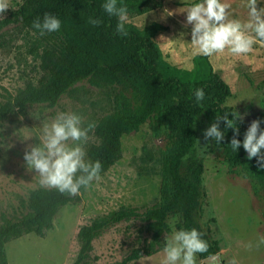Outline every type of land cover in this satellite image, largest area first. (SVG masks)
<instances>
[{"label": "rangeland", "instance_id": "374dc122", "mask_svg": "<svg viewBox=\"0 0 264 264\" xmlns=\"http://www.w3.org/2000/svg\"><path fill=\"white\" fill-rule=\"evenodd\" d=\"M159 6L140 15H129L126 23L139 29L155 22L166 26L154 41L162 57L184 70L193 68L191 25L186 24V8L192 0H156ZM27 0H8L9 8L0 13V20L12 17ZM230 5V18L247 19L244 0H224ZM264 4L258 5V7ZM37 37L20 23L0 32V102L6 94L14 95L26 82L35 83L41 75L39 59L31 50ZM40 53V50L37 51ZM209 60V58H208ZM210 62V60H209ZM214 71L230 88L225 105L234 108L249 126L255 119L264 128V46L254 45L247 55L235 57L225 51L210 62ZM141 98L131 90L112 86L93 87L86 82L76 85L62 96L54 107L35 105L25 114L5 122L0 129V224L1 216L16 218L22 212L21 203L37 187L38 175L29 170L23 160L26 146L39 143L42 124L58 112L75 111L84 124L98 122L113 112L138 111ZM204 117L195 126L194 156L202 162L199 206L194 219L217 244L219 264H264V180L250 167L230 168L222 150L213 139L205 140ZM172 125L162 121L159 135L146 123L138 131L121 138L122 156L101 175L99 181L85 189L80 200L63 206L52 220V228L42 237L33 233L7 242L4 246L8 264H71L78 251L76 234L93 217L121 206H144L160 201L162 161L165 136ZM207 145L205 154L197 150ZM97 139L89 132L86 150ZM247 158V153L245 154ZM186 159L181 174H186ZM181 223L179 215L168 216L170 233ZM138 221L121 222L106 230L92 243L94 264H119L134 249L141 248L147 233H137ZM167 235V234H166ZM165 235V236H166ZM164 236V240H165ZM163 252L142 255L127 264H162ZM198 257V256H197ZM198 258V264H203Z\"/></svg>", "mask_w": 264, "mask_h": 264}, {"label": "trees", "instance_id": "16d2710c", "mask_svg": "<svg viewBox=\"0 0 264 264\" xmlns=\"http://www.w3.org/2000/svg\"><path fill=\"white\" fill-rule=\"evenodd\" d=\"M103 0H27L18 13L0 20V32L7 26L20 23L24 29L37 37L31 50L39 59L41 75L35 83L26 82L14 95L6 94L0 102V129L12 119L25 114L28 107L46 105L54 107L59 99L68 95L76 85L86 82L100 88L112 86L131 90L141 98V107L136 112L124 110L104 116L95 123L93 134L97 143L88 149V157L100 160L104 174L122 156L121 138L138 131L148 123L156 136L162 121L172 125L165 136L162 151V183L160 201L144 206H121L99 214L82 225L76 240L78 251L71 264H94L98 258L91 257L92 243L106 230L121 223L138 221V234L147 233L141 248L134 249L119 264H127L142 255L151 256L161 251L164 236L169 232L168 216L179 215L181 223L176 228L195 227L208 242L207 253L197 254L200 260L217 254V244L211 242L207 233L196 222L193 215L199 206V190L202 162L193 154L195 126L200 117L209 127L216 117L235 109L225 105L230 88L213 70L208 57L195 56L191 70L179 69L162 57L154 36L167 27L152 22L142 29L126 23L128 35L115 31L117 18L109 16L101 7ZM129 15H140L159 6L156 0H123ZM45 12L56 15L61 21V30L43 36L32 27L37 17ZM99 18L102 23L93 26L88 18ZM38 49L40 53H38ZM203 88L205 99L197 106L193 92ZM237 112V111H236ZM229 119L232 116L229 114ZM239 133L229 128L225 138L214 146L222 150L230 168H254L264 180V169L258 168L255 158L248 160L243 147L233 152L230 141L235 135L243 140L247 125L237 120ZM223 130L225 124L220 121ZM186 159V174H181L182 162ZM85 189L75 197L61 194L55 189L37 187L32 190L22 212L16 218L1 216L0 264H8L5 244L23 235L33 233L42 237L52 228V220L65 205L80 200Z\"/></svg>", "mask_w": 264, "mask_h": 264}, {"label": "clouds", "instance_id": "9594fccd", "mask_svg": "<svg viewBox=\"0 0 264 264\" xmlns=\"http://www.w3.org/2000/svg\"><path fill=\"white\" fill-rule=\"evenodd\" d=\"M264 0H244L247 19L230 18V5L224 0H192L186 10V24L191 25V55L208 57L210 62L225 51L235 57L250 53L254 45L264 46ZM101 7L109 15L117 18L115 31L118 35L127 36L126 22L128 7L123 0H103ZM9 8L8 0H0V13ZM88 23L98 26L99 18H88ZM62 21L54 14L45 12L43 18L37 17L32 27L41 36L61 30ZM197 106L205 99L203 88L193 92ZM229 114L232 119H229ZM239 113L225 112L216 117L204 130V138H212L217 145L225 138V132L231 128L239 133L237 120ZM223 121L225 128H220ZM261 120L255 119L247 127L243 140L234 135L230 141L233 152L241 146L247 153V159L255 158L258 168L264 169V128ZM96 127L94 122L84 124L81 114L75 111L58 112L50 121L42 124L39 143L28 145L23 153L26 167L38 175L41 188L55 189L61 194L75 197L81 189H88L94 181L101 179L102 163L88 157L86 144L89 132ZM207 145L199 146L198 153L203 155ZM187 159V157H185ZM175 220L170 233L164 240L162 264H198L197 254L207 253L208 242L197 228H175ZM264 243V240L261 241ZM209 255L203 264L214 260Z\"/></svg>", "mask_w": 264, "mask_h": 264}, {"label": "water", "instance_id": "95a60500", "mask_svg": "<svg viewBox=\"0 0 264 264\" xmlns=\"http://www.w3.org/2000/svg\"><path fill=\"white\" fill-rule=\"evenodd\" d=\"M213 257H215V259L212 261H208V264H219V256L216 254V255H213ZM206 260L207 258L204 259L203 261H206Z\"/></svg>", "mask_w": 264, "mask_h": 264}]
</instances>
